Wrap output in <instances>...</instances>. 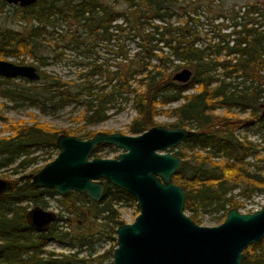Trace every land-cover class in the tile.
I'll use <instances>...</instances> for the list:
<instances>
[{
  "label": "trees",
  "instance_id": "16d2710c",
  "mask_svg": "<svg viewBox=\"0 0 264 264\" xmlns=\"http://www.w3.org/2000/svg\"><path fill=\"white\" fill-rule=\"evenodd\" d=\"M218 2L37 0L27 7L11 5L8 9L5 0H0V12L7 11V20L21 21L19 29L0 28V59L9 55L37 57L35 66L40 74L37 81L19 78L22 82L17 84L0 77V95L15 104L28 102L41 111L58 110L71 104L78 106L80 111L73 119L81 123L59 129L37 120L11 121L0 109V168L10 170L2 178L25 171L37 161V156H30L31 148L57 149L55 140L61 133L89 138L95 133L89 126L130 104L136 113L127 125L131 135L159 125L155 120L159 113L175 116L164 127L196 130L169 149L176 150L174 153L181 158L172 182L182 188L184 212L196 223L201 224L199 212L222 213L223 221L229 208L244 206V202L235 199V189L246 200L257 191L264 192V158L259 156L260 147L235 134L253 118L262 120L253 112L241 118L239 112L255 109L260 99L264 100V6L256 0L215 10ZM201 6L215 12L218 18L229 15L234 20L230 34L215 42L199 44L194 21ZM176 14L185 19L174 24L171 19ZM59 20L68 21V30L72 24L76 25L73 31H67V42L50 45L37 42L45 33L53 34L46 27L58 26ZM128 37L134 42H126ZM80 38L107 41L112 48L111 61L93 63L74 78H62L40 69L47 64L48 52L58 58L59 45H77L81 43ZM16 63L24 64L23 60ZM182 67L192 71L186 83L172 79L173 72ZM237 78H242L243 84L235 83ZM188 88L194 91L184 94ZM178 100H181L179 105L164 108ZM219 108L224 110L222 115L216 114ZM235 108L239 112H234ZM103 146L118 150L112 145L100 144L91 156L107 158L98 154ZM249 158L262 164H251ZM38 170L33 168L13 178V186L0 197V264H101L106 256H112L116 246L115 229L125 223L118 204L133 203L136 215L138 208L130 193L107 182L100 201L75 191L61 197L67 216L63 219L62 214H56L55 221L63 219L76 224L72 233L55 226L48 233L29 232L27 239L20 236L19 225L25 223L23 217L29 211V203L42 208L46 204L44 197L53 192L50 188L31 186L32 175ZM98 219L109 227L113 240L111 248L103 254L79 257L78 251L64 254L44 249L42 241L47 235L60 240L70 238L80 246L91 245L101 236ZM24 246L33 247L34 252L24 257ZM244 254L242 264H264V237L249 245Z\"/></svg>",
  "mask_w": 264,
  "mask_h": 264
},
{
  "label": "water",
  "instance_id": "95a60500",
  "mask_svg": "<svg viewBox=\"0 0 264 264\" xmlns=\"http://www.w3.org/2000/svg\"><path fill=\"white\" fill-rule=\"evenodd\" d=\"M36 1L5 0L20 7ZM191 76V69L182 67L172 79L186 83ZM0 77L37 81L40 74L32 64L0 59ZM259 116L264 117V106ZM195 133L160 124L134 135L97 131L82 139L61 133L55 140L57 154L32 175L30 184L53 189L61 197L80 192L93 201L101 200L105 182L130 193L138 214L115 229L113 264H242L244 250L264 237V203L252 212L231 207L213 226L198 224L184 212V192L172 182L181 158L169 149ZM100 144L122 151L112 158L91 156ZM12 186L11 180L0 177V197ZM26 216L38 230L48 229L55 219V213L40 207Z\"/></svg>",
  "mask_w": 264,
  "mask_h": 264
},
{
  "label": "rangeland",
  "instance_id": "374dc122",
  "mask_svg": "<svg viewBox=\"0 0 264 264\" xmlns=\"http://www.w3.org/2000/svg\"><path fill=\"white\" fill-rule=\"evenodd\" d=\"M247 1H256V0H219L218 6L215 7L217 9H225L230 8L234 4L243 3ZM261 4L264 6V0H259ZM217 2V1H216ZM11 8L10 5L7 7ZM7 12V11H6ZM6 12H0V28L3 29L5 27H13L15 29H19L21 21H9L6 17ZM9 13V12H8ZM225 18H218L215 16V12L208 10L206 7L201 6L196 14L194 26L197 28L199 32V44L203 45L208 43V41L215 42L218 41L224 34H230V31L233 29L234 20L231 19L229 15H226ZM185 19V16L179 17L178 14L174 15L171 21L176 24L179 21ZM119 22V20H117ZM68 21L67 20H59V25L55 26H47L46 29L53 31V34L45 33L38 39L37 42H43L44 45L53 44V42H67V31H73L75 29V24L71 25V29L68 30ZM231 37V36H230ZM112 40L111 42H113ZM78 42H81L77 45H59L57 52H61L58 58H53L52 53L48 52L47 55V64L45 66H40L41 70H44L48 73L56 74L62 78H74L79 72L88 69L89 66L93 63H100L107 60L111 61L112 57V48L111 45L105 43L107 41L101 39H91V38H80ZM126 42H134L130 37L126 40ZM46 54V53H45ZM51 54V55H50ZM221 56V55H220ZM222 57V56H221ZM2 59L10 60L12 62H18L23 60L24 64L37 65L38 58L31 57L27 55H19L16 56H3ZM181 69V68H180ZM177 69L176 71L180 70ZM12 82L17 84L22 82L19 78H12ZM235 83L239 82L243 84L242 78L234 79ZM247 82H244V84ZM194 91V88H188L187 91H184V94L191 93ZM181 103V100H178L175 103L169 104L164 108H172ZM264 105V100L260 99L257 104V108L251 109L246 108L243 111L239 112L237 108L234 109V112H239V116L246 117L251 113H256L259 115L262 106ZM0 109L2 113L11 121L24 120L28 123H31L34 120L39 122L47 123L52 125L55 128H66V127H77L81 123L76 122L73 118L80 111V107H76L71 105L65 106L62 109L58 110H47L41 111L35 105H32L28 102H20L15 104L11 102L8 98L2 97L0 95ZM224 110L219 108L216 110V114L222 115ZM135 111L131 107L130 104L123 106L122 110L118 112H111L109 117L99 123L93 124L89 126V129L94 132L104 131V132H121L124 134H130L128 132L127 125L130 123L131 119L135 116ZM156 122L160 125H164L168 122H172L175 120V116L170 113H159L156 118ZM253 121L249 122L247 126L241 127L236 130V136L243 138L246 137L249 140H252L254 143L260 147L259 156L264 158V118L262 120H258L253 118ZM2 126L0 125V128ZM86 139V138H83ZM118 149V148H117ZM122 150H113L107 146H103L100 148L98 154L99 155H107V158L113 157L117 155ZM173 150L172 152H175ZM58 152V148L54 149L52 146L48 147H40V148H31L30 156H37V161L31 164L25 171H19L18 174L10 175L8 178L10 179L17 177L21 173L28 172L33 168H41L42 165L53 159ZM251 164L254 165L262 164L258 161L254 162V158L248 159ZM251 169H254V166H251ZM264 173V170H263ZM4 174H10L9 167L0 168V177ZM238 190L235 189L233 194H235V199L241 202H244V206L239 208L240 212H252L261 207L264 203V192L257 191L250 199H243L237 195ZM61 196L56 194L54 191L48 193L45 197V206H41L43 209L51 211L58 214H62L65 218L67 216L66 211L63 208V204L61 202ZM22 204H25L23 202ZM33 203H29L27 209L32 208ZM119 212L121 217L124 219L125 223H130L134 220L136 216V209L133 203H127L125 201L120 202L118 204ZM186 213V212H185ZM187 214V213H186ZM221 214L222 213H213V212H199V218L201 225L205 226H213L221 223ZM188 215V214H187ZM63 219L56 220L55 225L58 226L59 230L71 232L76 230V224H69ZM98 228L100 230L101 236L94 240V242L90 244H84L80 246L75 242H71L70 238L60 240L57 236L48 235L46 242L44 244V249L47 251H52L56 253H72L79 252V257L87 256L91 253V257H94L99 254H103L106 250L111 248L113 245V240L109 236V227L100 219L97 220ZM79 228H82L80 226ZM60 235V234H59ZM97 234L95 233L94 236ZM116 238V236H115ZM101 264H113V253L112 256H106Z\"/></svg>",
  "mask_w": 264,
  "mask_h": 264
},
{
  "label": "flooded vegetation",
  "instance_id": "af4514ba",
  "mask_svg": "<svg viewBox=\"0 0 264 264\" xmlns=\"http://www.w3.org/2000/svg\"><path fill=\"white\" fill-rule=\"evenodd\" d=\"M34 4V3H33ZM7 5H9V4H7ZM11 6V5H10ZM14 6H18V5H14ZM30 6V5H29ZM18 7H20V6H18ZM195 130V129H194ZM196 131V130H195ZM106 145V144H105ZM69 195V194H68ZM67 195V196H68ZM31 209V208H30ZM29 209V210H30ZM45 210V209H44ZM48 211V210H47ZM54 213V212H53ZM24 220H25V223L24 224H21V225H19L20 226V228L18 229V232L20 233V236L22 237V238H24V239H27V234L29 233V232H34L35 234L36 233H40V232H44V233H48L49 232V230L52 228V227H55L56 225H55V223H56V221H55V219L57 218V215H56V213H55V219L53 220V221H51L50 222V224H49V228L48 229H46V230H38V229H36L33 225H31L29 222H28V220H27V216L26 215H24ZM35 231H34V230ZM33 239H37L36 237H32ZM48 238V235L45 237V239L42 241V243H43V245L45 244V242H46V239ZM29 242H30V240H29ZM34 252V248L33 247H30V246H24L23 247V249H22V255L24 256V257H27L28 255H31L32 253Z\"/></svg>",
  "mask_w": 264,
  "mask_h": 264
}]
</instances>
